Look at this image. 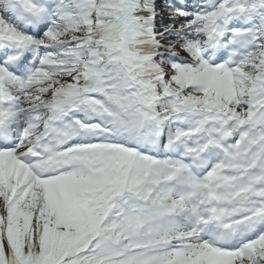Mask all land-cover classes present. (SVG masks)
Wrapping results in <instances>:
<instances>
[{
	"label": "snow or ice",
	"instance_id": "snow-or-ice-1",
	"mask_svg": "<svg viewBox=\"0 0 264 264\" xmlns=\"http://www.w3.org/2000/svg\"><path fill=\"white\" fill-rule=\"evenodd\" d=\"M0 264H264V0H0Z\"/></svg>",
	"mask_w": 264,
	"mask_h": 264
}]
</instances>
